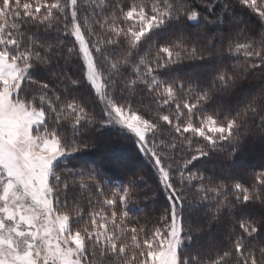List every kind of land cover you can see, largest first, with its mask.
<instances>
[{
	"label": "snow or ice",
	"instance_id": "6c2138e0",
	"mask_svg": "<svg viewBox=\"0 0 264 264\" xmlns=\"http://www.w3.org/2000/svg\"><path fill=\"white\" fill-rule=\"evenodd\" d=\"M108 129L163 198L143 223V170L78 163ZM254 145L264 0H0V264H264Z\"/></svg>",
	"mask_w": 264,
	"mask_h": 264
},
{
	"label": "trees",
	"instance_id": "16d2710c",
	"mask_svg": "<svg viewBox=\"0 0 264 264\" xmlns=\"http://www.w3.org/2000/svg\"><path fill=\"white\" fill-rule=\"evenodd\" d=\"M252 26H255L254 23ZM70 66L72 67V71L78 74V68L74 65ZM107 149L109 150V154H112V157L115 160L114 162L109 161L110 157L106 158L104 156V152ZM102 152L103 156L95 152L81 154L78 163L86 166L104 167L107 176L112 177L114 183H118L119 179H123L126 171L143 170L146 175V183L142 189L138 190L141 200L136 205L134 216L142 223L145 220L152 218L153 214L160 210L164 201L162 197L153 198L151 196V193L155 191L156 187L154 179L152 175L147 172L144 161L138 156L134 145L131 142L122 140L118 135L117 129H108L103 137ZM249 158L252 160L253 166H258L259 164L264 163V154L261 153L258 145L253 146L252 155ZM113 163H115L116 166H113ZM145 193L149 195L145 196Z\"/></svg>",
	"mask_w": 264,
	"mask_h": 264
},
{
	"label": "rangeland",
	"instance_id": "374dc122",
	"mask_svg": "<svg viewBox=\"0 0 264 264\" xmlns=\"http://www.w3.org/2000/svg\"><path fill=\"white\" fill-rule=\"evenodd\" d=\"M112 144H113V143H112ZM103 152H104V150H103ZM104 156H105L106 158L110 157L109 161H112V162L115 161V160L113 159V157H112V154H109V150H108V149L104 152Z\"/></svg>",
	"mask_w": 264,
	"mask_h": 264
}]
</instances>
